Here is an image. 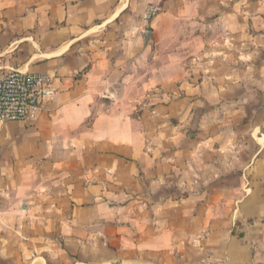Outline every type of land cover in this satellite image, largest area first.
<instances>
[{"label":"crops","instance_id":"0c3cea01","mask_svg":"<svg viewBox=\"0 0 264 264\" xmlns=\"http://www.w3.org/2000/svg\"><path fill=\"white\" fill-rule=\"evenodd\" d=\"M12 69L0 264H264V0H0Z\"/></svg>","mask_w":264,"mask_h":264},{"label":"built area","instance_id":"2783aa9c","mask_svg":"<svg viewBox=\"0 0 264 264\" xmlns=\"http://www.w3.org/2000/svg\"><path fill=\"white\" fill-rule=\"evenodd\" d=\"M159 7L149 6L145 19H151ZM57 87L50 75L38 72L8 70L0 75V123L25 122L52 100Z\"/></svg>","mask_w":264,"mask_h":264},{"label":"water","instance_id":"95a60500","mask_svg":"<svg viewBox=\"0 0 264 264\" xmlns=\"http://www.w3.org/2000/svg\"><path fill=\"white\" fill-rule=\"evenodd\" d=\"M149 36H150V31L144 30L143 37H144L145 42L149 39Z\"/></svg>","mask_w":264,"mask_h":264},{"label":"rangeland","instance_id":"374dc122","mask_svg":"<svg viewBox=\"0 0 264 264\" xmlns=\"http://www.w3.org/2000/svg\"><path fill=\"white\" fill-rule=\"evenodd\" d=\"M259 261V260H258Z\"/></svg>","mask_w":264,"mask_h":264}]
</instances>
